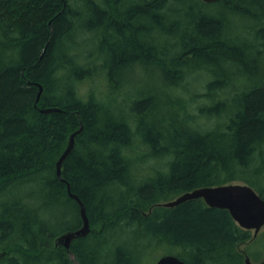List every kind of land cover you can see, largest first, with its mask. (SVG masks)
<instances>
[{
	"label": "trees",
	"instance_id": "1",
	"mask_svg": "<svg viewBox=\"0 0 264 264\" xmlns=\"http://www.w3.org/2000/svg\"><path fill=\"white\" fill-rule=\"evenodd\" d=\"M231 183L264 199V0H0V264H246L264 234L159 206Z\"/></svg>",
	"mask_w": 264,
	"mask_h": 264
},
{
	"label": "water",
	"instance_id": "2",
	"mask_svg": "<svg viewBox=\"0 0 264 264\" xmlns=\"http://www.w3.org/2000/svg\"><path fill=\"white\" fill-rule=\"evenodd\" d=\"M224 0H203L204 3L212 4ZM40 91L37 97V103L40 101L44 88L38 84ZM60 108H43L41 113L53 114L61 113ZM81 127L76 132L72 133L68 145L58 160L57 174L62 175V168L65 160L69 157L75 148L76 137L82 132ZM70 195L80 205V212L82 218V226L77 230H71L56 239V246L64 247L70 251L72 243L80 238L87 237L92 229L90 219L88 217L86 207L82 200L72 194L70 186L68 185ZM202 199L211 208L224 209L229 211L233 220L242 229L253 231L254 237H257L261 230L264 228V199L261 195L251 186L246 184L231 183L220 186H205L194 189L193 191L186 192L172 201H168L159 206L174 208L184 202ZM155 264H186L182 259L175 255H165L161 257ZM246 264H252L250 258L246 259ZM264 264V261L262 262Z\"/></svg>",
	"mask_w": 264,
	"mask_h": 264
},
{
	"label": "rangeland",
	"instance_id": "3",
	"mask_svg": "<svg viewBox=\"0 0 264 264\" xmlns=\"http://www.w3.org/2000/svg\"><path fill=\"white\" fill-rule=\"evenodd\" d=\"M233 25H234V23H233ZM153 75L154 74L149 73L148 71H136L134 73V76H135L134 78H139V79L143 80V82L145 84H147V83H151L153 80H155L154 77H156V75H154V76ZM158 77H160V75H158ZM194 81L196 82L198 89L194 92V94L192 96H195L196 97L197 102H195V105L198 106L201 103H205V99H201V98H199L196 95L203 93L204 85H205V83H207L209 81V79H206V80L205 79H201V78H198L197 80L192 79L191 80V83L193 84ZM189 82L187 81L186 84H188ZM191 83L189 85V89L192 90V88L194 86H191ZM190 93L192 94V91ZM203 122L205 123V125L207 127H212L216 123V121H203ZM251 232H252V235H253V231H251ZM262 234H264V228L262 229V231L259 234V236H257V238H259ZM250 243L244 245L242 247V249L248 248V246L250 245ZM250 250L253 252V254L249 255L250 256V261L253 264H261L264 261V253H262V252H264V242L256 241L254 244L250 245ZM163 254H165L163 251L156 250V254L151 259V261L149 262V264H155V262H157L161 257L165 256Z\"/></svg>",
	"mask_w": 264,
	"mask_h": 264
},
{
	"label": "bare ground",
	"instance_id": "4",
	"mask_svg": "<svg viewBox=\"0 0 264 264\" xmlns=\"http://www.w3.org/2000/svg\"><path fill=\"white\" fill-rule=\"evenodd\" d=\"M216 3H217V2H216ZM233 19H234V18H233ZM247 20H248V19H247ZM247 20H246V21H247ZM244 21H245V20H244ZM235 27H236V26H235ZM234 29H235V28H234ZM238 29H239V28H238ZM238 29H236V30H238ZM243 29H244V28H243ZM236 30H235V31H236ZM233 31H234V30H233ZM238 34H239V33H238ZM229 36H230V35H229ZM233 36H234V35H233ZM235 36H236V35H235ZM243 36H244V35H243ZM248 85H249V84H248ZM239 86H240V85H239ZM249 86H250V85H249ZM238 90H239V89H238ZM186 112H187V111H186ZM154 159H155V158H154ZM173 160H174V159H173ZM150 167H151V166H150ZM153 169H154V168H153ZM156 171H157V170H156ZM150 173H151V172H150ZM91 229H92V227H91Z\"/></svg>",
	"mask_w": 264,
	"mask_h": 264
},
{
	"label": "flooded vegetation",
	"instance_id": "5",
	"mask_svg": "<svg viewBox=\"0 0 264 264\" xmlns=\"http://www.w3.org/2000/svg\"><path fill=\"white\" fill-rule=\"evenodd\" d=\"M253 264V263H252Z\"/></svg>",
	"mask_w": 264,
	"mask_h": 264
}]
</instances>
